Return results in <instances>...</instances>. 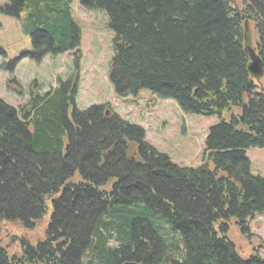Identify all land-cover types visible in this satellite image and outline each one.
Wrapping results in <instances>:
<instances>
[{
  "label": "trees",
  "instance_id": "16d2710c",
  "mask_svg": "<svg viewBox=\"0 0 264 264\" xmlns=\"http://www.w3.org/2000/svg\"><path fill=\"white\" fill-rule=\"evenodd\" d=\"M238 1L80 0L103 10L114 33L108 79L116 96L148 90L219 122L192 168L173 164L105 105L76 109L72 75L18 108L0 98V224L19 235L50 210L44 239L31 245L12 234L19 252L0 242V264H264L239 257L227 237L230 224L247 236L264 215V178L245 156L264 149V0ZM22 12L33 61L79 56L72 0L0 6V16ZM245 21L257 37L262 86L247 71Z\"/></svg>",
  "mask_w": 264,
  "mask_h": 264
},
{
  "label": "rangeland",
  "instance_id": "374dc122",
  "mask_svg": "<svg viewBox=\"0 0 264 264\" xmlns=\"http://www.w3.org/2000/svg\"><path fill=\"white\" fill-rule=\"evenodd\" d=\"M9 0H0V6ZM235 6L239 1L234 0ZM72 18L80 29L79 56L67 53L60 56H46L39 63L27 53L32 51L30 38L23 32L21 18L0 16V49L5 58L0 57V98L10 106L24 105L35 91L44 92L55 87L57 78L65 80L72 75L76 78L74 106L84 110L92 105H105L122 120L140 127L145 141L156 151L168 156L170 161L183 167L195 168L203 161L204 141L208 129L219 122L217 116L184 114L174 101L158 99L148 90H140L135 96L115 95L108 74L113 56L114 33L108 27V18L103 10L83 8L80 0H72ZM257 37L250 25V46L255 50ZM15 62L12 70L1 68L2 63ZM75 62H78L77 68ZM13 79L15 81H13ZM75 81V80H74ZM257 86L263 81L255 80ZM228 118V112H223ZM250 163V172L264 178V149L250 147L245 150ZM50 210L36 223L33 230L20 229L12 224H0V242L8 243V253L20 244L12 241L11 235L25 238L35 245L45 237ZM227 237L234 244L242 259L257 255L264 259V215L253 218L247 236L241 235L234 224L228 227ZM10 238V239H8Z\"/></svg>",
  "mask_w": 264,
  "mask_h": 264
},
{
  "label": "water",
  "instance_id": "95a60500",
  "mask_svg": "<svg viewBox=\"0 0 264 264\" xmlns=\"http://www.w3.org/2000/svg\"><path fill=\"white\" fill-rule=\"evenodd\" d=\"M243 45L249 59L247 71L253 79L258 80L263 77V68L259 56L250 46V25L247 21H245L243 25ZM108 114L109 112H106V115ZM123 264H134V263L125 262Z\"/></svg>",
  "mask_w": 264,
  "mask_h": 264
}]
</instances>
